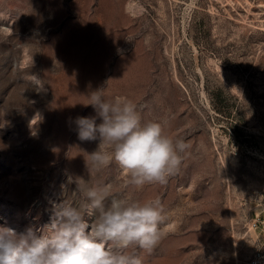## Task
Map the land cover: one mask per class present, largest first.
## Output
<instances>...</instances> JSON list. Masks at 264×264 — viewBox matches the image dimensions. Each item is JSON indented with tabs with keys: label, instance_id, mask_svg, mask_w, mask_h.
<instances>
[{
	"label": "rangeland",
	"instance_id": "1",
	"mask_svg": "<svg viewBox=\"0 0 264 264\" xmlns=\"http://www.w3.org/2000/svg\"><path fill=\"white\" fill-rule=\"evenodd\" d=\"M98 89L189 145L166 185L130 187L115 162L89 172L99 141L74 121L96 115ZM21 165L26 199L4 182ZM76 178L160 199V243L131 250L142 264L264 255V0H0V227L47 234L55 206L81 200Z\"/></svg>",
	"mask_w": 264,
	"mask_h": 264
},
{
	"label": "clouds",
	"instance_id": "2",
	"mask_svg": "<svg viewBox=\"0 0 264 264\" xmlns=\"http://www.w3.org/2000/svg\"><path fill=\"white\" fill-rule=\"evenodd\" d=\"M30 81L37 91H46L37 74ZM88 99L86 106L96 115L74 122L79 140L99 141L85 158L90 173L115 162L127 174L128 185L140 189L166 185L179 172L181 154L189 147L183 139L166 134L158 121H143L125 97L108 100L98 89ZM75 183L81 200L56 205L44 227L47 234L33 226L23 231L0 227V264H142L131 250L150 254L158 246L166 219L160 199L117 198L110 185L87 186L83 178Z\"/></svg>",
	"mask_w": 264,
	"mask_h": 264
},
{
	"label": "bare ground",
	"instance_id": "3",
	"mask_svg": "<svg viewBox=\"0 0 264 264\" xmlns=\"http://www.w3.org/2000/svg\"><path fill=\"white\" fill-rule=\"evenodd\" d=\"M23 169L22 171V182L18 183L16 182L13 178L4 180L5 184L7 185V187L10 188L11 192L16 193V195L18 196V198L23 197V198H27L31 195V181H30V171L29 168L27 166L22 167ZM4 184V185H5Z\"/></svg>",
	"mask_w": 264,
	"mask_h": 264
},
{
	"label": "built area",
	"instance_id": "4",
	"mask_svg": "<svg viewBox=\"0 0 264 264\" xmlns=\"http://www.w3.org/2000/svg\"><path fill=\"white\" fill-rule=\"evenodd\" d=\"M252 264H264V255L260 253L258 256H255Z\"/></svg>",
	"mask_w": 264,
	"mask_h": 264
}]
</instances>
